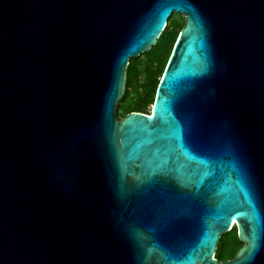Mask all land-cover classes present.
Segmentation results:
<instances>
[{
	"label": "water",
	"instance_id": "water-1",
	"mask_svg": "<svg viewBox=\"0 0 264 264\" xmlns=\"http://www.w3.org/2000/svg\"><path fill=\"white\" fill-rule=\"evenodd\" d=\"M0 264H264V0H0Z\"/></svg>",
	"mask_w": 264,
	"mask_h": 264
},
{
	"label": "trees",
	"instance_id": "trees-1",
	"mask_svg": "<svg viewBox=\"0 0 264 264\" xmlns=\"http://www.w3.org/2000/svg\"><path fill=\"white\" fill-rule=\"evenodd\" d=\"M184 26L185 18L174 13L156 45L142 56L130 60L126 91L119 103V119H124L131 112L150 114L161 77ZM243 246L237 228L233 227L221 236L215 256L220 262L232 260Z\"/></svg>",
	"mask_w": 264,
	"mask_h": 264
},
{
	"label": "rangeland",
	"instance_id": "rangeland-1",
	"mask_svg": "<svg viewBox=\"0 0 264 264\" xmlns=\"http://www.w3.org/2000/svg\"><path fill=\"white\" fill-rule=\"evenodd\" d=\"M179 15V14H178ZM181 17H184V16H182V15H180ZM142 56V55H141ZM151 108V107H150ZM118 117H119V113H118ZM120 120H122V119H120Z\"/></svg>",
	"mask_w": 264,
	"mask_h": 264
},
{
	"label": "clouds",
	"instance_id": "clouds-1",
	"mask_svg": "<svg viewBox=\"0 0 264 264\" xmlns=\"http://www.w3.org/2000/svg\"><path fill=\"white\" fill-rule=\"evenodd\" d=\"M151 110H152V107H151Z\"/></svg>",
	"mask_w": 264,
	"mask_h": 264
}]
</instances>
